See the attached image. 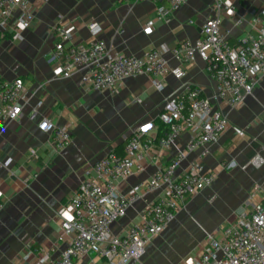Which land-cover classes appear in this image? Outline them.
<instances>
[{"label":"crops","instance_id":"0c3cea01","mask_svg":"<svg viewBox=\"0 0 264 264\" xmlns=\"http://www.w3.org/2000/svg\"><path fill=\"white\" fill-rule=\"evenodd\" d=\"M30 1L36 15L34 25L17 41L9 33L0 34V80L23 79L30 95L16 120H0V264H35L39 254L51 260L59 257L69 241L60 237L56 211L79 187L84 169L112 150L122 153L124 136L135 127L150 121L158 123L167 99L185 81L203 85L206 96L230 121L204 159L206 170L214 172L216 179L188 197L169 227L155 235L146 253L129 264H196L207 232L234 223L250 208L252 187L264 184V163L248 164L257 154L264 158V78L239 107L218 97L217 82L208 75L206 63L199 56L185 65L182 79L172 73L162 77L163 90L156 89L152 77L145 74L127 79L115 94L86 89L80 71L59 77L52 56L57 42L54 25L58 15L65 21L75 19L76 40L87 43L93 38L88 23L95 21L103 27L100 37L112 51L140 55L166 48L164 57L175 67L179 61L173 48L181 41L195 42L200 37L203 23L216 14V0H186L173 12L167 0ZM232 6L235 16L229 11ZM222 7L221 31L231 43L262 26L264 0H222ZM160 9L168 11V19ZM153 18L156 22L152 31H145V24ZM39 101L43 102L40 117L70 128L72 142L67 147L56 149L52 135L42 130L37 120H30L29 113ZM191 138L186 131L178 144L183 147ZM176 152L174 147L148 155L122 189L128 191L149 178ZM198 154L190 152L177 173L183 174ZM160 192L137 199L114 223V233L124 234L129 225L140 221L147 204ZM29 251L35 255L27 259ZM104 262L105 258L94 252L74 260V264Z\"/></svg>","mask_w":264,"mask_h":264},{"label":"built area","instance_id":"2783aa9c","mask_svg":"<svg viewBox=\"0 0 264 264\" xmlns=\"http://www.w3.org/2000/svg\"><path fill=\"white\" fill-rule=\"evenodd\" d=\"M167 1L171 12L186 3V0ZM215 8L216 14L203 23L195 42L184 40L173 48V55L179 61L175 67L164 57L166 48L150 49L140 55L112 51L100 37L103 27L95 21L88 23L93 38L87 43L77 42L75 19L65 21L58 15L54 25L57 42L52 56L59 77L67 78L80 71L81 83L86 89L115 94L127 79L145 74L152 77L156 89L163 90L162 77L172 73L182 79L186 75L185 65L199 56L206 63L208 75L217 82L218 97L239 107L264 78V19L255 32L247 31L238 42L231 43L221 31L222 0H216ZM229 11L236 15L234 6ZM160 12L168 19V11L160 9ZM35 21L30 0H0L2 36L9 33L17 41ZM155 22L154 18L148 20L144 30L152 31ZM29 99L23 79L0 80V120H16ZM42 103L39 101L32 108L30 120H37L39 127L52 135L56 149L67 147L72 142L70 128L59 126L46 116L40 117ZM159 120L168 125L165 134L159 135L156 122L142 123L124 136L122 153L112 150L84 169L79 187L56 211L60 237H68L69 246L54 260L39 254L35 264H74L75 259L92 252L105 258L101 264H129L143 256L148 242L169 227L176 210L188 197L215 181L216 175L206 170L204 159L210 154V147L219 142L230 121L206 96L205 87L183 82L181 89L167 99ZM186 131L192 138L182 147L178 141ZM174 147L177 152L165 167H160L134 188L122 189L134 174V168L142 167L148 155ZM193 151H199L198 157L179 175L178 168ZM263 163L264 158L257 154L248 164L261 166ZM157 190L161 192L147 204L140 221L129 225L124 234L114 233V223L132 204ZM249 201L250 208L241 212L234 223L207 232L205 247L196 264H264V184L252 187ZM2 206L0 203V208ZM34 255V251H29L26 258Z\"/></svg>","mask_w":264,"mask_h":264},{"label":"trees","instance_id":"16d2710c","mask_svg":"<svg viewBox=\"0 0 264 264\" xmlns=\"http://www.w3.org/2000/svg\"><path fill=\"white\" fill-rule=\"evenodd\" d=\"M159 122V135H163L168 131V125L164 124L163 122H161L160 120H158Z\"/></svg>","mask_w":264,"mask_h":264}]
</instances>
